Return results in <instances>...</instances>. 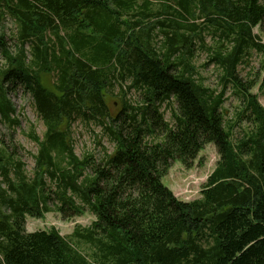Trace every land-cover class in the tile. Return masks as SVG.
Listing matches in <instances>:
<instances>
[{
	"label": "trees",
	"instance_id": "trees-1",
	"mask_svg": "<svg viewBox=\"0 0 264 264\" xmlns=\"http://www.w3.org/2000/svg\"><path fill=\"white\" fill-rule=\"evenodd\" d=\"M6 16L16 52L0 31V121L19 124L9 92L22 88L46 132L29 134L38 145L31 175L0 138V264H264V107L251 93L258 82L238 72L256 53L264 75L254 31L264 0H0ZM196 44L219 70L218 94L195 78ZM42 74L57 77L54 88ZM118 80H132L144 104L113 118L105 98ZM229 89L240 105L226 121ZM173 104L174 127L161 112ZM79 119L104 124L116 145L104 162L75 154ZM158 132L164 141L149 143ZM208 144L220 158L201 198H177L163 178L175 162L192 168ZM54 211L96 219L66 237L26 230L27 217Z\"/></svg>",
	"mask_w": 264,
	"mask_h": 264
},
{
	"label": "rangeland",
	"instance_id": "rangeland-1",
	"mask_svg": "<svg viewBox=\"0 0 264 264\" xmlns=\"http://www.w3.org/2000/svg\"><path fill=\"white\" fill-rule=\"evenodd\" d=\"M156 5V6H155ZM154 9L158 10V5L153 4ZM131 20H135L134 18ZM16 25L10 17H0V31L6 35L8 46L13 54L16 52ZM257 33L264 42V25L263 27L256 28ZM159 42V39L156 38ZM206 46H213V40L210 36L206 38ZM205 48V47H204ZM203 48V49H204ZM29 50V49H28ZM195 55L192 59L193 66L195 67V78L203 81L205 86L216 92L217 94L222 91V83L220 82V73L218 68L209 64L208 52L202 50L199 44L195 45ZM28 53V51H27ZM30 56V53L28 54ZM260 59L258 54L254 53L252 59L245 65L240 66L239 75L241 78L257 81V86L251 93L258 95L261 105L264 107V90H260V83L264 75L260 71ZM1 65L4 64L2 57L0 58ZM42 81L49 89L54 88L57 77L51 74H42ZM132 80L116 81L109 93L106 94V101L110 108L111 117L116 118L117 114L125 108L126 104L138 108L143 106L144 93L143 91L132 89ZM10 103L13 104L16 114L13 119L19 122L16 125H9L0 121V138L8 146H17V153L23 163L26 165L27 175H31L35 167L34 157L37 155L38 145L29 138V134L34 129L35 134L42 139L46 132L45 124L38 116L34 100L31 94L26 93L22 88H17L9 92ZM240 102L233 94V90L229 89L226 93V101L224 103V114L227 121L234 117L237 107ZM176 104L172 108L163 106L161 112L164 113L165 121L174 127L175 121L172 114L178 113ZM109 122L106 121L105 124ZM65 128V127H64ZM248 130L247 125H242L236 129L235 138L239 139L243 135L242 130ZM72 146L74 147L75 154L79 158H83L86 154L94 156V159L99 162H104L105 158L112 156L116 150V145L113 140L108 136V132L104 124L100 121L85 122L78 120L71 127ZM147 141L151 144L161 143L164 141V134L160 132L155 133L153 137H149ZM218 151L214 144H208L204 150L201 151L195 160L192 168L184 167L180 162H175L171 166L167 175L163 178V183L166 187L173 191L177 198L183 201H193L201 198V191L207 183L210 174L217 167L219 161ZM95 216L88 211L82 216L75 217L71 220H63L57 211L50 212L43 219H35L27 217L26 230L28 232H35L39 230L49 231L52 228L57 229L63 236H71L77 226L89 227L95 220Z\"/></svg>",
	"mask_w": 264,
	"mask_h": 264
}]
</instances>
